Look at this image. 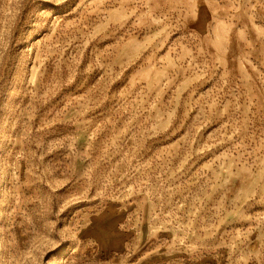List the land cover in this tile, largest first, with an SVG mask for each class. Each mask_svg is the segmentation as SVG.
<instances>
[{
    "label": "rangeland",
    "instance_id": "374dc122",
    "mask_svg": "<svg viewBox=\"0 0 264 264\" xmlns=\"http://www.w3.org/2000/svg\"><path fill=\"white\" fill-rule=\"evenodd\" d=\"M0 264H264V0H0Z\"/></svg>",
    "mask_w": 264,
    "mask_h": 264
}]
</instances>
